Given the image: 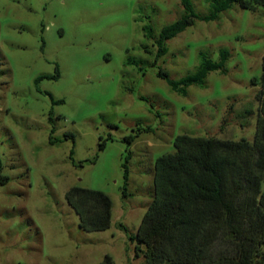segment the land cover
I'll return each instance as SVG.
<instances>
[{
    "label": "rangeland",
    "instance_id": "1",
    "mask_svg": "<svg viewBox=\"0 0 264 264\" xmlns=\"http://www.w3.org/2000/svg\"><path fill=\"white\" fill-rule=\"evenodd\" d=\"M192 2L208 13L205 0ZM183 14L180 0H0V176L9 177L0 184V264H102L106 256L143 264L133 236L154 198L157 158L182 134L253 140L264 7L196 20L155 63L160 31ZM223 48L226 73L211 72L187 95L157 76L164 69L181 79L201 53L217 60ZM146 127L153 132L139 131ZM73 186L111 198L108 230L80 228L66 200Z\"/></svg>",
    "mask_w": 264,
    "mask_h": 264
},
{
    "label": "trees",
    "instance_id": "2",
    "mask_svg": "<svg viewBox=\"0 0 264 264\" xmlns=\"http://www.w3.org/2000/svg\"><path fill=\"white\" fill-rule=\"evenodd\" d=\"M180 1L184 14L160 31L155 41V63L168 53L167 42L196 20H218L235 6L252 12L264 7V0H205L208 13L200 15L192 0ZM144 29L152 38L151 26ZM146 52L152 51L146 47ZM229 57L227 48L220 49L217 60L201 53L193 73L176 80L159 69L157 76L173 92L187 95L190 86L204 87L211 72L226 73ZM58 77L59 73L40 76L36 83ZM252 85L259 87L260 103L253 140L182 134L174 140L175 151L155 161L154 198L133 236L138 243L137 257L143 256V264H264V55L262 74L252 79ZM139 131L153 132V128ZM64 136L74 138L71 133ZM135 137L127 136L125 141L131 145ZM49 142L54 143L52 135ZM105 145L102 142L100 149ZM72 154L71 151V158ZM129 158L130 154L123 165L126 182ZM0 177V184L9 182V177ZM123 195H128L127 189ZM66 200L85 232H102L111 227L113 203L103 191L73 186ZM112 262V257L106 256L102 264Z\"/></svg>",
    "mask_w": 264,
    "mask_h": 264
}]
</instances>
